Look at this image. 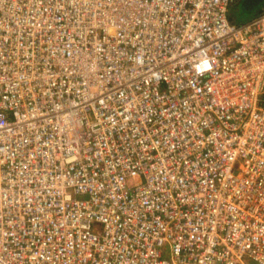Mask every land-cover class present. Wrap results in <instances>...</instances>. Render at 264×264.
<instances>
[{
  "label": "built area",
  "instance_id": "1",
  "mask_svg": "<svg viewBox=\"0 0 264 264\" xmlns=\"http://www.w3.org/2000/svg\"><path fill=\"white\" fill-rule=\"evenodd\" d=\"M0 0V264H264V9Z\"/></svg>",
  "mask_w": 264,
  "mask_h": 264
},
{
  "label": "rangeland",
  "instance_id": "2",
  "mask_svg": "<svg viewBox=\"0 0 264 264\" xmlns=\"http://www.w3.org/2000/svg\"><path fill=\"white\" fill-rule=\"evenodd\" d=\"M238 1H239V0H238ZM262 1H263V0H261V1L259 2V4H258L255 8H253L254 11L257 10V8L260 6V4H261ZM250 9H251V8L249 7V5L246 4V2H241V3L237 4V5H230L229 8H228V13H231L232 15H234V14H238V10H240V11L244 10L246 13H251V15H252L253 10H252V12H251ZM249 16H250V15H249ZM251 17H252V16H251ZM251 17H249V18H251ZM241 18L244 20V19H246L247 17L243 16V17H241ZM249 18H248V19H249ZM248 19H247V20H248ZM245 21H246V20H245ZM240 22H241V21H240Z\"/></svg>",
  "mask_w": 264,
  "mask_h": 264
},
{
  "label": "trees",
  "instance_id": "3",
  "mask_svg": "<svg viewBox=\"0 0 264 264\" xmlns=\"http://www.w3.org/2000/svg\"><path fill=\"white\" fill-rule=\"evenodd\" d=\"M230 5H236V4H235V1L232 2ZM262 9H264V0L261 2L260 6L257 8L256 11H254V9H253V13H252V15H251V13H246V14H244V15H240L242 11L240 12V10H238V14H234V15H232L231 13H228V17L230 18V20H232V21H234V22H240L239 19H237L236 16H238L239 18H241V17H243V16L249 18V17L255 15L256 13H258L259 11H261ZM251 12H252V10H251ZM249 15H250V16H249Z\"/></svg>",
  "mask_w": 264,
  "mask_h": 264
},
{
  "label": "water",
  "instance_id": "4",
  "mask_svg": "<svg viewBox=\"0 0 264 264\" xmlns=\"http://www.w3.org/2000/svg\"><path fill=\"white\" fill-rule=\"evenodd\" d=\"M260 1L261 0H244V2H246V4L249 5L251 10H253V8H255L259 4Z\"/></svg>",
  "mask_w": 264,
  "mask_h": 264
},
{
  "label": "crops",
  "instance_id": "5",
  "mask_svg": "<svg viewBox=\"0 0 264 264\" xmlns=\"http://www.w3.org/2000/svg\"><path fill=\"white\" fill-rule=\"evenodd\" d=\"M241 2H244V0H239V1H236L235 2V4L237 5V4H239V3H241ZM248 5V4H247ZM251 10V9H250ZM241 12V11H240ZM244 14H246V12L244 11V10H242V12H241V14L240 15H244ZM237 17V19H239V21H241V22H243V21H245V20H247L248 19V17L246 18V19H242V18H239L238 16H236Z\"/></svg>",
  "mask_w": 264,
  "mask_h": 264
},
{
  "label": "flooded vegetation",
  "instance_id": "6",
  "mask_svg": "<svg viewBox=\"0 0 264 264\" xmlns=\"http://www.w3.org/2000/svg\"><path fill=\"white\" fill-rule=\"evenodd\" d=\"M234 1L236 2V1H238V0H234ZM234 1H233V2H234Z\"/></svg>",
  "mask_w": 264,
  "mask_h": 264
}]
</instances>
